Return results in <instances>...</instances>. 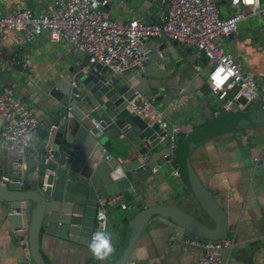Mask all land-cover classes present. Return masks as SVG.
Masks as SVG:
<instances>
[{"label":"water","instance_id":"1","mask_svg":"<svg viewBox=\"0 0 264 264\" xmlns=\"http://www.w3.org/2000/svg\"><path fill=\"white\" fill-rule=\"evenodd\" d=\"M120 1L131 5L146 22L149 12L144 6L162 5V0ZM158 41V49L167 45L161 37ZM193 49L197 48L185 45L183 52L190 55ZM159 60L154 52L143 70L131 68L111 76L106 65L86 58L58 78H22L12 83L26 107L47 108L30 138L33 147L16 151L0 146L1 218L15 247L23 250L21 264H61L43 255L48 234L58 235L74 248L87 246L77 264H146L134 257L135 247L144 239L151 251L160 254L166 246L173 252L194 246L187 238L216 239L233 231L224 202L208 187L193 156L199 145L223 134L245 140L247 133L264 132V111L241 109L235 100L225 107V99L208 87L205 78L195 90L201 101L189 111V118L177 120L176 144L171 147V127L164 116L147 121L127 108L131 98L155 88L193 89V68L180 71L173 66L165 73L162 63L168 58ZM153 177L171 182L170 196L152 199ZM116 192L130 198L128 212L119 218L122 241L115 244L110 257L100 261L89 250L97 197ZM262 227L254 218L246 228L250 235H258ZM157 229L162 231L159 241L153 236Z\"/></svg>","mask_w":264,"mask_h":264},{"label":"crops","instance_id":"2","mask_svg":"<svg viewBox=\"0 0 264 264\" xmlns=\"http://www.w3.org/2000/svg\"><path fill=\"white\" fill-rule=\"evenodd\" d=\"M53 1L0 0V9L4 13H9L18 8L29 7L38 13L48 9V4H52ZM107 5L112 16L123 19L139 16L145 20L128 3L120 0H108ZM218 6L222 15L241 8L240 5L232 4L231 0H219ZM144 10L149 12L147 13L149 21L159 20L163 15V4L158 6L147 3ZM244 10L247 12L246 17L239 21L237 29L231 32L230 35L219 37L218 42L239 62L244 70L253 74L259 88L264 91V29L262 28V18L259 14H249L246 7H244ZM20 33L19 27L6 28L3 31L4 41L0 50V85L3 83L12 84L22 78L33 81L58 78L68 74V68L71 65L77 68L80 66L76 64L77 58L81 61L87 58L86 52L74 51L70 43L65 40H50L46 30L27 41L21 40ZM164 41L167 45L162 49H158L160 43L157 36L145 40L149 54L155 52L157 57L160 58L159 62L163 58H168L167 61L162 63L164 72L168 73L173 66H179L180 71H182V68H193L192 71H194L195 76L193 79L195 86L188 91L193 93V96L185 104L178 109L163 110L160 107L164 113L163 118L171 126L177 120L189 118V111L198 107L201 99L196 95L195 90L206 82L205 78H207L211 65L203 52L198 49H193L189 55L183 52L187 44L179 42L175 45L166 39ZM181 44L184 45L182 48L179 47ZM14 52L21 60H27L23 66L24 72L9 64L8 60ZM181 58L187 60L182 62ZM205 70L207 71L206 77L203 75ZM201 74L203 77H201ZM168 87L170 86L165 89H152L159 90L161 94L163 93L161 98L163 103L180 89L177 90L176 86H171L172 91ZM179 87H183V85H179ZM14 89L15 93L19 94L16 88ZM23 90L28 94L26 89ZM170 90L172 92H169ZM241 109L255 110L260 108L256 101H248ZM32 112L37 119L45 118L47 108H38V111L33 110ZM2 125L3 118L0 115V129ZM227 134L218 136L213 140H207L199 145L195 150L193 163L205 178L208 187L222 199L228 216L233 220V231L229 233H234V243L231 248L223 250V254L228 258L227 264H264V132L256 131L252 135L247 133L245 140L238 139L236 135L228 137ZM237 134L239 135L240 132ZM29 146L33 147L31 143ZM151 184L155 185L150 190L152 199L165 198L171 195V182L168 184L157 177H153ZM113 194H117L119 198L107 204L106 213L108 216L107 233L110 234L115 246L116 243L122 241V233H119L121 228L118 227L119 218L121 214L128 212L130 198L125 194L121 195V192ZM122 201L126 203L125 207L121 206ZM254 218L259 219L263 225L258 235H250L249 230L246 228L247 224ZM93 226H95V217ZM116 233L119 236L113 240ZM161 234L160 229L154 230V239L159 241ZM43 241L45 242L43 252L46 253V255L43 253L44 257L46 259L50 257L61 264H77L78 259L80 260L86 253V245H84V248L83 245H80L81 248H74V245L58 235L48 234ZM147 241L144 239L134 250L135 259L145 261L146 264H186L193 261L198 254L199 248L195 245L183 247L181 252L170 251L169 246H166L162 248L160 254H157L151 251ZM253 248L259 251L252 253ZM22 255L23 250L19 251L15 247L10 239L9 232L5 229L0 208V264H21Z\"/></svg>","mask_w":264,"mask_h":264},{"label":"built area","instance_id":"3","mask_svg":"<svg viewBox=\"0 0 264 264\" xmlns=\"http://www.w3.org/2000/svg\"><path fill=\"white\" fill-rule=\"evenodd\" d=\"M218 1L162 0L163 15L159 20L148 22L139 16L126 19L112 16L108 0H54L48 4V9L38 13L29 7L9 13L0 9V50L6 28L19 27L22 41L46 30L50 40L69 42L74 51L86 52L88 61L106 65L109 74L115 76L127 69L145 68L150 57L145 45L148 37L176 40L202 50L211 65L207 75L208 87L213 92H219V98L225 99V107H229L233 100L239 108L248 101H256L264 111V91L259 88L253 74L244 70L218 42L219 37L234 32L239 21L246 17L244 7L249 14L261 16L264 29V0H231L232 4L240 5L241 8L226 15L220 13ZM8 61L12 66L22 68L27 62L21 60L16 52ZM81 63L77 58L76 64ZM160 95L159 90L139 94L128 101L127 108L147 121H154L163 116V110L178 109L192 97L191 92L182 88L164 103H159ZM67 114L71 112L68 110ZM0 115L3 118L0 146L24 151L31 143L30 138L38 127V119L20 100L10 83L0 85ZM94 123L99 125V118H95ZM170 127L169 142L174 147L179 124L174 122ZM47 159L48 156L45 157ZM173 172L178 174L176 169ZM118 198L117 194L98 198L91 238L96 232H107L106 206ZM120 204L126 206L124 201ZM186 240L199 247L197 257L186 264H227L228 258L223 250L233 245L234 233L216 239L194 237Z\"/></svg>","mask_w":264,"mask_h":264},{"label":"clouds","instance_id":"4","mask_svg":"<svg viewBox=\"0 0 264 264\" xmlns=\"http://www.w3.org/2000/svg\"><path fill=\"white\" fill-rule=\"evenodd\" d=\"M90 252L100 261H105L115 252L110 234L99 231L93 234L89 243Z\"/></svg>","mask_w":264,"mask_h":264},{"label":"rangeland","instance_id":"5","mask_svg":"<svg viewBox=\"0 0 264 264\" xmlns=\"http://www.w3.org/2000/svg\"><path fill=\"white\" fill-rule=\"evenodd\" d=\"M81 53H82V52H81ZM83 53H84V52H83ZM206 73H207V71L205 70V71L203 72V75H204L205 77H206ZM203 75L201 74V77H203ZM205 77H204V78H205ZM160 101H162V100H159V103H160ZM161 106H162V105L160 104L159 107H161Z\"/></svg>","mask_w":264,"mask_h":264}]
</instances>
